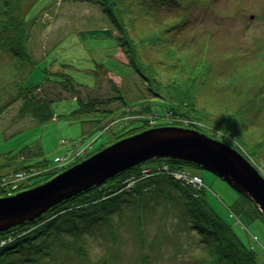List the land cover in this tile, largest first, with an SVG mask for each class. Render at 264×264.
I'll use <instances>...</instances> for the list:
<instances>
[{
  "label": "rangeland",
  "instance_id": "obj_1",
  "mask_svg": "<svg viewBox=\"0 0 264 264\" xmlns=\"http://www.w3.org/2000/svg\"><path fill=\"white\" fill-rule=\"evenodd\" d=\"M161 16L163 19L159 25L162 30L176 26L164 34L167 38L160 43V49L153 55L150 53L151 60L154 58L161 62L164 78L174 77L179 81L196 78V102L214 121H207L214 126L207 125V131L216 137H226L215 123L227 126L221 120L238 113L250 142L244 148L261 141L263 144L259 147L264 154V0H184L179 4L170 1L168 8L161 9ZM25 18L35 21L28 42L35 64L28 83L41 84L45 70L61 71L76 84L97 92L98 96L111 92L112 83L121 89L127 104H135H131V110L115 115L102 130L94 133L95 129L90 131V127V134H83L85 127L82 124L64 118L78 107L71 96L51 103L54 118L44 124H34L29 118L12 121L18 104L11 106L0 118V175L3 176L0 184L25 186L38 181L40 176L34 181L27 180V177L30 174L31 177L42 175L48 169L65 167L96 153L100 146L124 132L122 130L161 123L184 125L187 122L185 117L173 116L163 101H159L160 98H147L143 79L126 65L128 61L117 47L115 32L97 6L72 5L65 0H35ZM150 22L158 33L159 25L155 21ZM142 24L136 21V28L143 30ZM168 38L172 41L169 42ZM4 62L5 58L0 59V71L5 69L2 67ZM97 65L104 69L98 80L93 75ZM138 97H145L140 101H150L139 104L136 102ZM116 100L118 102L114 105L120 101ZM19 155H23L25 160ZM42 161L47 167L36 164ZM175 164V169H180V172L194 171L203 178V195L208 205L230 226L239 240L247 247L252 246L259 259L263 260L264 222L259 218L246 223L240 217V222H236L227 208L239 199L238 193L204 169ZM144 165L134 172L127 171L118 187L109 186L105 190H133L136 183L146 180L139 179L138 172L151 171L156 166L150 162ZM18 166L27 167L18 170L24 173L21 174L22 179L13 174ZM259 168L264 170V161H260ZM147 199L137 227L133 215L128 212L130 209H127L121 215L118 212L111 215L113 229L99 225L82 241L73 243L82 246L88 264H192L191 255H185L177 247L175 249L174 241L178 246V239L172 216L176 209L170 201L165 206L161 199L157 204L153 198ZM130 208L134 210L133 206ZM139 225L141 238L138 237ZM12 235L5 234L4 238ZM113 237L118 241L114 246ZM178 237L182 247V234L178 233ZM66 241L72 242V239L67 238ZM149 244L153 245L152 248ZM143 253L148 257L146 263L140 260ZM53 264H77L75 251L70 248L63 252Z\"/></svg>",
  "mask_w": 264,
  "mask_h": 264
},
{
  "label": "trees",
  "instance_id": "obj_2",
  "mask_svg": "<svg viewBox=\"0 0 264 264\" xmlns=\"http://www.w3.org/2000/svg\"><path fill=\"white\" fill-rule=\"evenodd\" d=\"M65 1L72 5L90 4L100 9L115 32L117 45L127 58L128 66L143 79L148 99L160 98L159 101L161 103L163 101L162 104L170 109L173 116L185 117L184 121H187V126L194 127L235 148L264 175V170L259 168L260 161H264V154H261L259 147L263 143L257 141L251 143L248 149L244 148L250 142L247 140L246 131L242 127L245 124L240 120L239 114L236 113L221 120L227 126L215 123V127L226 133V137H216L213 133L212 135L207 131V125H213L207 121L213 123L214 121L208 118L205 109L196 102L198 92L196 78L185 79V81H179L174 77L164 78L165 73L160 68L161 62L150 58V53L153 55V52L158 51L160 43L167 38L164 34L176 27L167 26L164 30L161 29L159 25L163 19L162 16L160 18L161 9L168 8L170 1L179 4L184 0ZM34 2L35 0H0V59H6V62L2 63L5 69L0 71V118L11 106L18 104L12 121L29 118L34 124H44L52 119L51 103L71 96L77 101L78 107L66 114L64 118L82 124L85 127L83 134H90L92 133L88 131L90 127V131L95 129L94 133L98 132L115 115L118 116L125 110H131V104L135 103L127 104V100L121 94V89L112 83L110 94L105 96H98L97 92L76 84L69 75L61 71L45 70V78L41 84L28 83L29 75L35 64L28 50L31 27L35 21H27L25 17ZM136 21L143 23V30L136 28ZM150 21H155L159 25L158 33ZM146 32L151 33L146 34ZM168 54L169 52L166 55ZM102 71L104 69L100 65H97L96 70L93 71L97 80ZM247 71L250 72V70ZM142 98L145 97H138L136 102L142 104L143 101H150L148 99L140 101ZM116 99L120 101L114 105V102H118ZM226 119L229 121H225ZM166 125L180 126L181 124L178 122L161 123L152 127ZM148 128L150 126L122 130L124 132L116 135L108 144L100 146L95 152L119 139ZM19 157L25 160L23 155ZM84 158L65 167L48 169L42 175L30 177L32 181L39 176L41 179L31 181L32 183L25 186L19 185L15 190H9V185H0V197L44 183ZM169 161L188 167H197L184 162ZM36 164L47 167L44 161ZM26 168L19 167L13 171L17 172ZM135 170L136 168H132L129 171L134 172ZM126 173L127 171L109 179L104 185L92 187L58 204L34 222L25 223L0 233V239H3L5 234H13L11 240L0 246V264H53L57 257L70 248L76 253L77 264H88V258L82 246L73 243L82 241L88 232L99 225L113 229L111 215L117 212L121 215L127 209H130L128 212L133 215L134 225L137 227L138 223H141L144 213L142 207L147 197L153 198L155 204L161 199L165 202V206L170 201L176 209V213L172 216L174 232L178 239V246L174 241L175 249L177 247L185 255H191L192 264H260L262 261L258 254L245 246L230 226L212 210L206 202L203 191H193L190 187L182 186L162 176L136 183L135 188L129 193L105 190L109 186L118 187L121 178ZM2 178L3 176L0 175V183ZM238 195L239 199L228 206L230 213L239 216L246 223L259 218L264 222L257 206L244 196ZM132 206L135 211L130 208ZM140 231L141 227L138 230L139 238H141ZM177 232L182 234V243H184L182 247ZM67 238H71L72 242L66 241ZM139 238L138 243L141 245L142 241ZM117 242L113 237L112 245L114 246ZM152 246L149 244V247L152 248ZM147 259L148 257L143 253L140 258L141 263H146Z\"/></svg>",
  "mask_w": 264,
  "mask_h": 264
},
{
  "label": "water",
  "instance_id": "obj_3",
  "mask_svg": "<svg viewBox=\"0 0 264 264\" xmlns=\"http://www.w3.org/2000/svg\"><path fill=\"white\" fill-rule=\"evenodd\" d=\"M252 18V16L250 17ZM196 165L252 201L264 219V175L239 151L195 129L149 128L124 137L37 186L0 197V233L153 159Z\"/></svg>",
  "mask_w": 264,
  "mask_h": 264
},
{
  "label": "built area",
  "instance_id": "obj_4",
  "mask_svg": "<svg viewBox=\"0 0 264 264\" xmlns=\"http://www.w3.org/2000/svg\"><path fill=\"white\" fill-rule=\"evenodd\" d=\"M155 172H163L169 175H172L175 179L186 182V183H190L192 185H196V186H200V184L202 183L201 179L196 176V175H191L189 172H180V169H170L169 166L167 164H161L159 166L156 167ZM22 173H18L16 174V178L17 179H21L23 178L21 176ZM23 175V174H22ZM141 177L140 178H144L148 175H150V170H144L142 172H140Z\"/></svg>",
  "mask_w": 264,
  "mask_h": 264
},
{
  "label": "bare ground",
  "instance_id": "obj_5",
  "mask_svg": "<svg viewBox=\"0 0 264 264\" xmlns=\"http://www.w3.org/2000/svg\"><path fill=\"white\" fill-rule=\"evenodd\" d=\"M196 124H200V123H198V122H196ZM185 163V162H184ZM176 165V164H175ZM149 176V175H148ZM148 176H146V177H148ZM200 187L202 188L203 187V184L201 183L200 184Z\"/></svg>",
  "mask_w": 264,
  "mask_h": 264
}]
</instances>
